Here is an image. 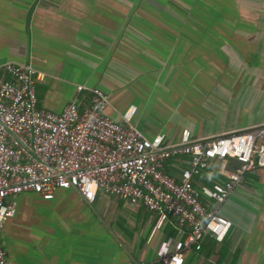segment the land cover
<instances>
[{
	"label": "crops",
	"instance_id": "0c3cea01",
	"mask_svg": "<svg viewBox=\"0 0 264 264\" xmlns=\"http://www.w3.org/2000/svg\"><path fill=\"white\" fill-rule=\"evenodd\" d=\"M0 0V78L7 63H32L39 107L83 109L91 90L111 100L106 113L134 123L166 145L238 134L264 126V0ZM150 11V10H147ZM189 158L166 162L176 180ZM229 168L236 170L235 162ZM221 163L195 178L198 189L224 181ZM2 233L9 264H161L160 246L183 241L175 220L99 192L94 203L76 190L53 200L18 196ZM220 214L232 223L218 243L206 237L185 264H264V169L247 175Z\"/></svg>",
	"mask_w": 264,
	"mask_h": 264
},
{
	"label": "built area",
	"instance_id": "2783aa9c",
	"mask_svg": "<svg viewBox=\"0 0 264 264\" xmlns=\"http://www.w3.org/2000/svg\"><path fill=\"white\" fill-rule=\"evenodd\" d=\"M0 78V264H9L2 244L6 223L18 210L24 193L53 200L59 190H76L94 203L99 192L128 200L159 215L160 223L175 220L188 230L183 241H168L158 250L161 264H185V253L206 237L222 243L233 223L220 214L247 175L264 169V126L238 134L194 138L166 145V137L148 138L134 123L137 107L120 122L106 113L109 96L91 90L85 108L73 101L61 113L39 107L36 70L32 63H7ZM189 158V168L176 180L166 162ZM221 163L224 181L198 189L195 178ZM235 162L237 169L229 168Z\"/></svg>",
	"mask_w": 264,
	"mask_h": 264
},
{
	"label": "rangeland",
	"instance_id": "374dc122",
	"mask_svg": "<svg viewBox=\"0 0 264 264\" xmlns=\"http://www.w3.org/2000/svg\"><path fill=\"white\" fill-rule=\"evenodd\" d=\"M146 1V0H145ZM147 1H149V3H151V4H155V2H153V1H151V0H147ZM146 5H145V9L143 10L144 12H156L157 10H155L154 9V7L156 8V7H158V8H162L161 6H159L158 4H155L156 6H154V5H152V6H150V5H148V3L146 2L145 3ZM147 10H150V11H147ZM109 101H110V103H111V100L109 99ZM32 194H36V193H32ZM36 195H38V196H40L39 194H36ZM41 197V196H40ZM42 198V197H41ZM18 199V198H17Z\"/></svg>",
	"mask_w": 264,
	"mask_h": 264
}]
</instances>
